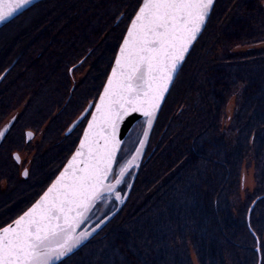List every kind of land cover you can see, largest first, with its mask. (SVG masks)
<instances>
[{
    "label": "trees",
    "instance_id": "trees-1",
    "mask_svg": "<svg viewBox=\"0 0 264 264\" xmlns=\"http://www.w3.org/2000/svg\"><path fill=\"white\" fill-rule=\"evenodd\" d=\"M91 1L42 0L1 29L13 27L0 48V56L5 54L0 76L6 70L3 80L15 70L18 73L0 92L5 95L0 96V111L5 104L25 102L28 112L38 98L57 97L63 89L51 86L50 72L76 52L84 62L91 59L90 89H81L78 95H88V102L98 99L118 45L143 0L133 5L132 0L127 5H121L124 0H111L110 7L108 0H94L105 11L95 19L85 7ZM30 10L33 14L24 20ZM103 37L110 38V44L102 48ZM261 41L264 0L215 1L159 112L126 202L101 231L58 264H195L192 253L198 264H264V50H234ZM188 64L183 95H176L173 109L161 124L174 86ZM68 85L63 91L67 96L61 97L62 92L57 97L65 99L55 98L62 106L80 92L79 84ZM233 96L236 109L226 126L227 105ZM75 119L65 130L60 123V132L55 129L51 134L48 151L54 147V152L55 143H62L54 157L46 161V150L35 148L32 165L37 172L25 178L18 177L12 157L13 151L24 149L20 146L24 134L14 138L17 126L8 133L0 146V181H6L5 189L0 187V227L22 214L64 166L87 120L67 133ZM247 159L254 164L256 188L242 200L241 175ZM30 180L35 181L25 186Z\"/></svg>",
    "mask_w": 264,
    "mask_h": 264
},
{
    "label": "snow or ice",
    "instance_id": "snow-or-ice-1",
    "mask_svg": "<svg viewBox=\"0 0 264 264\" xmlns=\"http://www.w3.org/2000/svg\"><path fill=\"white\" fill-rule=\"evenodd\" d=\"M31 3L0 0V23ZM213 4L214 0H143L138 5L103 92L91 105L94 112L82 117L91 119L76 151L30 208L0 227V264H57L92 235L78 229L99 211L98 205L123 202L121 186L127 184L130 169L138 167L144 140H139L131 159L120 162L118 129L136 113L151 128Z\"/></svg>",
    "mask_w": 264,
    "mask_h": 264
},
{
    "label": "rangeland",
    "instance_id": "rangeland-1",
    "mask_svg": "<svg viewBox=\"0 0 264 264\" xmlns=\"http://www.w3.org/2000/svg\"><path fill=\"white\" fill-rule=\"evenodd\" d=\"M132 1H133L132 5L135 2H137V0H132ZM111 2H112L111 0H108V2H107L109 7H110ZM125 2L128 3L129 1L128 0H124L121 5H123ZM130 2L128 4H130ZM100 4H101V2H100ZM85 7L93 14V19H95V17H97L100 13H103V15H105V11H103L104 9L101 8V6L98 3L96 4V2H94V0L91 1V2L86 3ZM111 7H113V6H111ZM120 10H121V8H120ZM32 11L33 10H30V12H28L26 14L27 16L24 18V20H28L29 19V17L33 14ZM56 13H57L56 15H59V16L61 15L58 12H56ZM21 19L22 18H20V20ZM118 21H119V19L117 20V22ZM106 22H105V24H106V26H108L109 23H106ZM57 24H58V22H57ZM9 29H13V27L12 26L10 28L7 27V28H5V29L0 31V48H2V46L6 44L3 41L7 40V38L9 37L8 36L6 38L7 32L9 31ZM115 29H116V27H115ZM114 31L116 32V30H114ZM109 40H110V38L103 37V39L100 42L102 48L105 45H109L110 44ZM102 48L100 47V49L95 51L94 55H98L99 52L102 50ZM234 50L236 52H245V53L249 52V50H264V41H261L259 43H255V44H251V45H247V44L246 45H240V46H237L236 48H234ZM196 53L197 52H195L192 55L191 59H193L195 57L194 55ZM69 55H70V58H68L67 60L63 61L62 65L56 66L50 72V76H52L51 77V86L55 87V90H62L63 89L62 91H57V93H58L57 97H59L60 94L64 90H66L65 87L68 84H70V83H73L75 87L79 84L80 92H78L77 94L71 95V100L69 101L67 106H65V105L62 106V103H61V101L64 100L65 98H63V99L62 98H57L53 94H52L53 95L52 99H50V100L43 99V98L42 99L38 98L36 102L32 103L31 110L29 112L23 114V116H22V117H24L23 125L24 124H28V125L32 126V124L36 123L38 120L41 121V123L38 124V126H40L41 129L40 130H36V132H37L36 136L32 139V141H30L32 143L31 144L32 146L30 145L31 146L30 149L34 152L35 148L37 146H39L42 149L46 150V156H44L46 161L49 158L54 157V153L57 154L59 149L62 146V143L60 144V141H58V142L55 143V145H56L55 151L54 152L52 151V150H54V147L52 148V150L50 149L48 151V149L50 148L48 143L52 142V135L51 134H54V130L56 129V132H60V128H58V127H60L59 126L60 123L64 124V125H62V129L65 130V127L68 125V123H70L73 119H75L76 116L80 115L85 110V108L88 106V104L90 103V102H88V99H87V98H89L88 95H84L83 96V94L82 95H78V94L81 93V89L85 90V91H86V89L87 90L90 89V85H89L88 81H90L89 79H90V72L91 71H89V70H90L91 67L89 68V62H90L91 59L89 58L85 62L82 61L81 60V55H80L79 52L69 53ZM4 57H5V54L0 56V63L2 62ZM73 58H75V59H73ZM191 59H190V61H192ZM188 66H189V64L186 65L185 69L183 70V74L179 77V79L177 80L176 85L174 86L172 94H171V96H170V98H169V100H168V102L166 104V107H165V109H164V111H163V113L161 115V118H160L161 124L164 121L165 115L169 111H171L173 109L174 101L177 100V99L175 100L176 95H183L180 92L184 89V88L182 89V85H183V82L185 81V77H186V75L188 73V70H189ZM1 71H2V69H0V73H1ZM29 72H30V74H33V70L29 71ZM17 73H18V70H15V71L11 72L9 74V76L7 77V79L3 80V82L0 83V92H1L2 89L5 88V86L7 84H9L11 82V80H13L15 78ZM18 84L20 85V83H18ZM58 84L61 85V87L59 89H57V85ZM65 84H66V86H65ZM47 86H49V83H47L44 86V88H42V89H46ZM69 87H70V85H68L67 90L69 89ZM49 89H53V88H49ZM51 92H53V91H51ZM62 96L66 97L67 95H65L64 92H63L61 94V97ZM55 98L60 99L61 101H58V100L55 101ZM50 102H51V104H50ZM236 104H237L236 96L231 97V99L229 100V103L227 105V115H226L225 121H224V124L226 126L229 123L232 115L235 112ZM25 106H26V103L23 102V104H21V106L16 111H14L13 113H9V115H8L6 120L1 117L0 121H4V120L5 121L0 124V130L4 127V125L8 122V120L12 117L13 114H15L17 112L19 113L20 111H22ZM84 106H85V108L83 109ZM82 109H83V111L79 114V112ZM176 109H178L177 105H176ZM27 121H28V123H27ZM48 121H50V122L47 125V127L45 126L46 127V131H44L45 127H43V126ZM143 129H144V121L138 123L133 128L132 132L129 134V136L127 137V139L124 142L123 149L121 150V152H120V154L118 156V159H117L118 161L123 162V161L129 160L131 158V156L133 155L135 149L138 146V143H139L140 137L142 135ZM23 133L24 132H22V130H19V128H18L17 130H15L14 138L16 137V134L20 135V134H23ZM47 146H49V147L47 148ZM33 152L28 153L27 151H25V148L24 149L23 148H19V153H20L21 159H22L20 170L22 171L24 169H28L29 168L30 169V176H31L32 172H37L36 165L35 164L32 165V163H33L32 162L33 161ZM140 160H139V162H140ZM57 162H56V165L52 167V169H54L59 164V162L58 163ZM139 162H138V164H139ZM253 165H254L253 162L250 159H247V160H245L243 168H242V175H241V179H242L241 198H242V200L245 199L247 197V195L249 193H252L255 190V188H256L255 169H254ZM130 172H131L130 173V177H128L126 179L127 184L121 186L122 199L125 196V191H127V189L132 184V181H133L132 179L134 177V174L136 173V169L132 168L130 170ZM32 181H35V180H30L29 182H27V184H25V186L30 185L32 183ZM129 181H130V184H129ZM18 182H19V180H17V183ZM10 188H11V186H8V189H10ZM116 202H117V206L116 207H115V204H116L115 201L106 203V204L103 205V207H100L98 205L99 211H96L92 215V218L90 220L86 221L83 226H86V228L89 229L90 226H95L101 220H103L106 216H109L122 203L120 201H116ZM105 213H107V214L104 216ZM192 258H193L194 263L198 264L196 256H195L194 253H192Z\"/></svg>",
    "mask_w": 264,
    "mask_h": 264
},
{
    "label": "water",
    "instance_id": "water-1",
    "mask_svg": "<svg viewBox=\"0 0 264 264\" xmlns=\"http://www.w3.org/2000/svg\"><path fill=\"white\" fill-rule=\"evenodd\" d=\"M41 0H32V3L31 4H29L25 9H22L20 12H18L17 14H15L13 17H11V18H9L7 21H5V22H3V23H0V28H2L4 25H6L7 23H9V22H11L13 19H15L17 16H19L20 14H22L25 10H27V9H29L30 7H32L33 5H35L36 3H38V2H40ZM215 1L216 0H214V4H215ZM214 4H213V7H212V9H211V11H210V15H211V13H212V10H213V8H214ZM210 15H209V18H210ZM134 17V16H133ZM209 18L207 19V21H206V24H205V26L202 28V31H201V33L198 35V37H197V39H196V41L199 39V37L201 36V34L203 33V31H204V29H205V27H206V25H207V23H208V20H209ZM130 23H131V21H130ZM130 23H129V25H128V27L130 26ZM127 27V28H128ZM125 35H126V33H125ZM124 35V36H125ZM196 41H194V44L196 43ZM122 43V42H121ZM194 44H193V46H194ZM119 50V49H118ZM118 50H117V53H118ZM191 50L192 49H190L189 50V53L191 52ZM189 55V54H188ZM188 55L186 56V59H187V57H188ZM186 59H185V61H186ZM185 61L183 62V65H184V63H185ZM114 63V62H113ZM113 65V64H112ZM183 65H182V67H183ZM110 72H111V69H110V71H109V74L108 75H110ZM179 72H180V70H179ZM179 72H178V74H179ZM7 74V72H4L2 75H1V77H0V83H1V81L3 80V78L5 77V75ZM177 76L178 75H176L175 77H174V80H173V83L169 86V90H168V92L165 94V97H164V99L161 101V106H160V108H159V110L157 111V113H156V115H155V118L153 119V123H152V126H151V128H148V126H147V120H146V118L142 115V114H139V113H136V114H132V117H134V118H126L125 119V121H123L122 123H121V125H120V128L118 129V132H117V138L118 139H120L121 140V146H120V150H119V152H118V155H117V159H118V156H119V154H120V152H121V149H122V147H123V145H124V142H125V140L127 139V137L129 136V134L132 132V130H133V128L139 123V121H141V120H145V125H144V129H143V132H142V135H141V137H140V140H144V145H143V148L141 149V155L139 156V158H138V161H137V163L139 162V160L142 158V156H143V153H144V151H145V148H146V146H147V143H148V141H149V138H150V135H151V133H152V130H153V127H154V125H155V123H156V120H157V117H158V115H159V112L161 111V108H162V106H163V104H164V102H165V100H166V98H167V96H168V94H169V92H170V90H171V88H172V86H173V84H174V82H175V80H176V78H177ZM108 77V76H107ZM106 80H107V78H106ZM105 83H106V81H105ZM104 83V84H105ZM102 92H103V88H102V90H101V92H100V94H102ZM98 102V99L96 100V102L95 103H97ZM95 103H93V102H90L89 104H88V106L85 108V110L79 115V117L71 124V126L69 127V129H68V132H71L83 119H82V117H84L85 115H86V113H88L89 111H93L94 112V108H92L91 107V105H93V104H95ZM91 119V116H88V119H87V121H86V124H85V127H84V129H83V132L87 129V122H88V120H90ZM144 131H147V133H148V135L145 137L144 135H143V133H144ZM83 132H82V135H81V137H80V139L82 138V136H83ZM28 134H31V132H28ZM78 145H79V142H78V144H77V146H76V148L78 147ZM140 147V144L138 143V146H137V148H139ZM76 148L74 149V151H73V153L70 155V157L67 159V161L65 162V164H64V166L61 168V170L58 172V174L56 175V176H58L59 174H60V172L61 171H63V169H64V167L67 165V163H68V161L71 159V156L74 154V152L76 151ZM136 150V149H135ZM135 154V151H134V153H133V155ZM16 157H18L17 155H16ZM132 157V156H131ZM131 159V158H130ZM133 168H135L136 169V173H137V170H138V168H139V164H138V167H133ZM131 170V169H130ZM136 173L134 174V177H133V179L135 178V176H136ZM56 176H55V178H56ZM55 178L52 180V182H54V180H55ZM51 182V183H52ZM51 183L48 185V187L51 185ZM47 187V188H48ZM131 187V186H130ZM130 187L128 188V190L126 191V193H125V196H124V198H123V202L109 215V216H106L103 220H101L98 224H99V227H97V224L95 225V226H93L92 228H89V229H87V228H82L83 227V225L81 226V228L80 229H78V231H84V230H88V231H90V232H92V235L87 239V240H85L78 248H76V249H73V252L71 253V254H73L77 249H79L82 245H84L88 240H90L92 237H94L119 211H120V209H121V207H122V205L125 203V201L127 200V198H128V195H129V190H130ZM47 188L44 190V191H46L47 190ZM43 191V192H44ZM43 192L41 193V195L43 194ZM40 198V196L37 198V200ZM36 200V201H37ZM35 201V202H36ZM34 202V203H35ZM33 203V204H34ZM32 206V205H31ZM30 206V207H31ZM29 207V208H30ZM28 209V208H27ZM27 209L25 210V211H27ZM24 211V212H25ZM23 214V213H22ZM21 214V215H22ZM19 217V216H18ZM17 217V218H18ZM15 220V219H14ZM93 229H95V231H93ZM71 254H69V256L71 255ZM68 257V256H67ZM67 257H64V258H62V260H64L65 258H67ZM61 260V261H62ZM61 261H59V262H61ZM59 262H57V264L59 263Z\"/></svg>",
    "mask_w": 264,
    "mask_h": 264
},
{
    "label": "flooded vegetation",
    "instance_id": "flooded-vegetation-1",
    "mask_svg": "<svg viewBox=\"0 0 264 264\" xmlns=\"http://www.w3.org/2000/svg\"><path fill=\"white\" fill-rule=\"evenodd\" d=\"M5 72H8V70H6ZM6 76V75H5ZM1 77V76H0ZM2 82V81H1ZM0 96H5V95H0ZM5 99H6V101H8V97H5ZM90 102H93V103H95L96 101H90ZM21 104H23V102L22 103H20V104H15L14 102H11V104H5L4 105V108L2 109V111H0V114L2 115L1 117L3 118V119H7V117H8V115H9V113H13L14 111H16L20 106H21ZM27 106L28 105H26L25 107H24V109L22 110V111H20L19 113L17 112V113H15V114H13L12 115V117L8 120V122L4 125V127L0 130V132H3L4 133V135L3 136H0V146L2 145V143H3V141H4V139L6 138V136L8 135V133L10 132V131H12L13 130V128L15 127V126H17V128H19V129H24V137H23V134H22V137H23V140H24V142L22 141V143H21V145L20 146H23L24 148H25V151H27L28 153H31V152H33L31 149H30V147L32 146L31 144V142L30 141H32V139L36 136V130H40L41 128H40V126H38V124H32V126L31 127H29V128H25L24 127V125H23V122H21V120H19L20 119V117L23 115V114H25V113H27V110H26V108H27ZM30 111V110H29ZM28 111V112H29ZM87 119H88V117H87ZM4 120V121H5ZM76 120V119H75ZM74 120V121H75ZM4 121H0V124L1 123H3ZM83 121H85V119H83L75 128H77ZM87 121V120H86ZM85 121V122H86ZM86 124V123H85ZM47 127V123L43 126V127ZM71 126V125H70ZM42 127V128H43ZM46 127H45V129H44V131H46ZM74 128V129H75ZM69 129V128H68ZM73 129V130H74ZM72 130V131H73ZM71 131V132H72ZM28 132H31V135H28ZM67 133H70V132H68V130H67ZM31 145V146H30ZM122 149H123V147H122ZM121 149V150H122ZM13 155H12V157H13V159L16 161V163L18 164V166L16 167V170H17V175H18V177H28V175H29V173H30V169L28 168V169H24V170H20V166H21V163H22V159H21V155H20V153H19V150H16V151H13V153H12ZM34 154H35V150H34V152H33V161L35 160L34 159ZM2 154H1V152H0V157H2L1 156ZM16 155L19 157V159L17 160L16 159ZM120 159V158H119ZM32 161V162H33ZM31 168V167H30ZM25 171H27L28 172V175L27 176H25L24 175V172ZM131 173V172H130ZM128 177H126V179H127ZM5 185V186H4ZM0 187H3V189H5V187H6V181L4 182L3 180H1L0 181ZM128 190V189H127ZM125 193H126V191H125ZM38 198V197H37ZM37 200V199H36ZM35 200V201H36ZM34 201V202H35ZM33 202V203H34ZM32 203V204H33ZM115 203H116V201H115ZM31 204V205H32ZM30 205V206H31ZM29 206V207H30ZM117 206V203H116V205H115V207ZM28 207V208H29ZM114 207V208H115ZM107 213H105L104 214V216L106 215ZM21 215V214H20ZM19 215V216H20ZM16 219V218H15ZM94 221V220H93ZM98 222V221H97ZM85 226H83L82 228H84Z\"/></svg>",
    "mask_w": 264,
    "mask_h": 264
},
{
    "label": "bare ground",
    "instance_id": "bare-ground-1",
    "mask_svg": "<svg viewBox=\"0 0 264 264\" xmlns=\"http://www.w3.org/2000/svg\"><path fill=\"white\" fill-rule=\"evenodd\" d=\"M41 1H42V0H41ZM36 4H37V3H36ZM30 8H31V7H30ZM30 8H29V9H30ZM29 9H27V10H29ZM27 10H25L24 12H26ZM24 12H23V13H24ZM23 13H22V14H23ZM20 15H21V14H20ZM20 15H19V16H20ZM19 16H17V17H19ZM17 17H16V18H17ZM7 24H8V23H7ZM7 24H6V25H7ZM6 25H4L3 27H5ZM3 27H2V28H3ZM2 28H0V30H1ZM175 81H176V80H175ZM174 83H175V82H174ZM139 122H140V121H139Z\"/></svg>",
    "mask_w": 264,
    "mask_h": 264
}]
</instances>
